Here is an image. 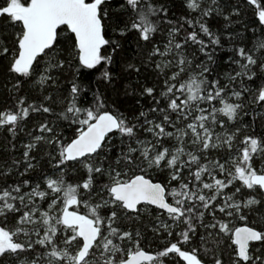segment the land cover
Wrapping results in <instances>:
<instances>
[{
	"label": "snow or ice",
	"instance_id": "1",
	"mask_svg": "<svg viewBox=\"0 0 264 264\" xmlns=\"http://www.w3.org/2000/svg\"><path fill=\"white\" fill-rule=\"evenodd\" d=\"M169 3L0 0V264H264V0Z\"/></svg>",
	"mask_w": 264,
	"mask_h": 264
},
{
	"label": "trees",
	"instance_id": "2",
	"mask_svg": "<svg viewBox=\"0 0 264 264\" xmlns=\"http://www.w3.org/2000/svg\"><path fill=\"white\" fill-rule=\"evenodd\" d=\"M115 6H116V4L114 3L113 7H115ZM168 6L173 9V11L177 17L184 12L181 0H170V3ZM240 19L242 21L241 25L240 26L234 25V27L236 28V31L243 33V35L247 38V43L249 44V46H251L252 33H251V31H245V28H244L245 25L252 26V20L250 18V13L246 14V15H242ZM0 26H2V22H0ZM166 27L167 26H165V29H166ZM256 30H257V33H259V26L256 27ZM156 39L157 40L163 39V36L161 35V33H157ZM230 47H231V45L226 43L225 44V50H218L216 53V64L213 65V68L215 69V74L219 75L221 78L224 77L225 73L231 71V68L227 64L224 63V61L227 59V57L229 55H231V53L229 51H227V49ZM125 49H126V55L129 59L136 56L137 49L135 46V36L134 35L129 37L128 42L125 44ZM138 62L139 61L137 60V63ZM116 71L117 72L120 71L119 67L116 68ZM129 79H131L134 82L136 77L134 75L130 78L125 77L123 79H120L118 81V83L116 84V88L121 91V94L119 95L118 100H119V104H120V107L122 110H129L133 106H136L135 101H136V99H139V97H125V96H123V94H122L123 86L125 83L128 82ZM89 81L92 82L91 86L93 88H95L96 87V85H95V74H93L91 77H88V79L85 81V83H88ZM222 82H226V81H223V79H222ZM161 83H162V81H161ZM5 84H6L5 78L3 77V75H0V105H3L6 102V98L8 96V93H7L6 88H5ZM7 86L11 87L10 84ZM103 87L104 86L101 85L102 89H103ZM158 91H159V89H158ZM110 95H114V97H115V94H113V93H110ZM141 103L145 106V109H147V107L150 105V100L149 99H142ZM136 107H139V106H136ZM246 111H248L250 114L248 116L244 117V122L245 123H252L253 118H254V114L264 112V109H261L259 106L254 107L252 105H249L246 108ZM40 119H41V117L33 115L31 117V119H29V121H28V129L30 130L33 126V123L39 122ZM254 127H255L256 132L258 134L264 133V117H260L259 115H256ZM6 137H7V139H6ZM9 139H11V137H8V134L3 129H0V164H3L5 160L8 163H11L12 159L20 158V156L22 154V150H19V149H21V144L27 143V141H28V137L25 134V132L21 131L18 133V139L15 141L16 148L18 149V151L10 150V146H9V150L6 151L5 145L7 144V141ZM33 155H37L38 158L43 157L44 161H46V159H47V157L44 156V150L43 149L41 150L40 153H33ZM42 163H43V161H42ZM258 166H259V164H258ZM44 167H47V165L44 164ZM20 170L23 171V168H21ZM17 175H18V173H17ZM67 179L69 181H71L73 179V175L70 173L69 176L67 177ZM0 182H2V178H0ZM253 219L255 220L257 227H264V217H261L259 215H255L253 217ZM148 237H149V240L152 241V246H151L150 250L155 249L156 245L160 243L159 240L152 239V234L150 232L148 233ZM148 243H149L148 240L144 241L145 246H147Z\"/></svg>",
	"mask_w": 264,
	"mask_h": 264
}]
</instances>
